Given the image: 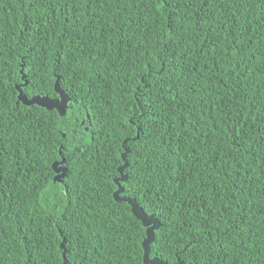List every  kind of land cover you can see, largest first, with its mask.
<instances>
[{
  "label": "trees",
  "instance_id": "16d2710c",
  "mask_svg": "<svg viewBox=\"0 0 264 264\" xmlns=\"http://www.w3.org/2000/svg\"><path fill=\"white\" fill-rule=\"evenodd\" d=\"M123 147L150 258L264 264V0H0V264H143Z\"/></svg>",
  "mask_w": 264,
  "mask_h": 264
},
{
  "label": "water",
  "instance_id": "95a60500",
  "mask_svg": "<svg viewBox=\"0 0 264 264\" xmlns=\"http://www.w3.org/2000/svg\"><path fill=\"white\" fill-rule=\"evenodd\" d=\"M21 73V80L22 83L15 87L18 95L17 100L19 103L23 104L24 106H30L35 105L41 108H44L47 111L54 110L58 114L60 118L64 117L66 114V111L69 107L70 98L68 95L59 88L58 86V80L54 83V92L56 93V98H48L46 96H32L31 98H27L23 92L22 87H24L27 84V81L25 80V75ZM124 144V142H123ZM128 153V150L123 147V153L121 154V161L122 165L118 168V178L114 180V183L116 185V190L113 193V199L116 202H124L130 207V211L132 216L141 223L142 227L145 229V238L142 241L141 247H142V263L143 264H167L166 262H163L157 258H150L149 257V247L150 244L153 241V233L154 231L158 230L160 227V223L157 221V219L153 215H146L142 209L139 207L138 203L133 198H126L124 196H120L123 192V189L120 186L121 182H124L126 180V176L123 174V170L127 167L126 162V155ZM64 160L61 159L58 162H54L51 166L54 177L53 182L60 183L62 179L66 176V169L63 166ZM150 221V223H145V221ZM62 264H66L67 260L65 258V252L63 250L62 253ZM174 264H183L182 261H177Z\"/></svg>",
  "mask_w": 264,
  "mask_h": 264
},
{
  "label": "snow or ice",
  "instance_id": "6c2138e0",
  "mask_svg": "<svg viewBox=\"0 0 264 264\" xmlns=\"http://www.w3.org/2000/svg\"><path fill=\"white\" fill-rule=\"evenodd\" d=\"M145 223H150V221H147V220H146Z\"/></svg>",
  "mask_w": 264,
  "mask_h": 264
}]
</instances>
